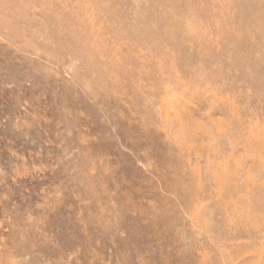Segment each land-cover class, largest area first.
<instances>
[{
  "label": "rangeland",
  "instance_id": "1",
  "mask_svg": "<svg viewBox=\"0 0 264 264\" xmlns=\"http://www.w3.org/2000/svg\"><path fill=\"white\" fill-rule=\"evenodd\" d=\"M0 264H264V0H0Z\"/></svg>",
  "mask_w": 264,
  "mask_h": 264
}]
</instances>
